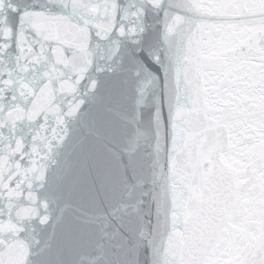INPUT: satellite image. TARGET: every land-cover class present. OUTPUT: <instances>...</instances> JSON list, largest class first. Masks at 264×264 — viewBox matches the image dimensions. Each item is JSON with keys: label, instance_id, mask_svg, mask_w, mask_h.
Here are the masks:
<instances>
[{"label": "snow or ice", "instance_id": "6c2138e0", "mask_svg": "<svg viewBox=\"0 0 264 264\" xmlns=\"http://www.w3.org/2000/svg\"><path fill=\"white\" fill-rule=\"evenodd\" d=\"M0 264H264V0H0Z\"/></svg>", "mask_w": 264, "mask_h": 264}]
</instances>
